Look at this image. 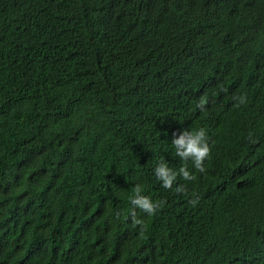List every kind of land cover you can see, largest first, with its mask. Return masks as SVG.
Returning <instances> with one entry per match:
<instances>
[{
    "label": "trees",
    "instance_id": "1",
    "mask_svg": "<svg viewBox=\"0 0 264 264\" xmlns=\"http://www.w3.org/2000/svg\"><path fill=\"white\" fill-rule=\"evenodd\" d=\"M0 264H264V0H0Z\"/></svg>",
    "mask_w": 264,
    "mask_h": 264
},
{
    "label": "clouds",
    "instance_id": "2",
    "mask_svg": "<svg viewBox=\"0 0 264 264\" xmlns=\"http://www.w3.org/2000/svg\"><path fill=\"white\" fill-rule=\"evenodd\" d=\"M235 99L238 100L236 106L246 103V97L243 95L236 97ZM206 103V99L201 97L196 106L203 111ZM171 144L175 149L176 156L181 160H191L197 171L201 173L206 171L204 161L211 154L206 129L201 127L198 130L191 132L183 130L179 133H173ZM154 174L162 182V187L166 190H171L173 188L178 176H181L185 181H191L196 178L190 173L186 166L180 167L177 172L172 170L163 159H161L156 166ZM175 191L177 193H184L185 188L182 185L177 186ZM142 192V186L137 184L134 188V196L130 199V202L134 206V209L138 208L148 215H153L157 208L162 206L163 202H153L150 197L143 195ZM190 203L193 206H196L198 199H192L190 200ZM132 221L133 225H143L144 223L142 219L136 217L135 211H133L132 214Z\"/></svg>",
    "mask_w": 264,
    "mask_h": 264
}]
</instances>
